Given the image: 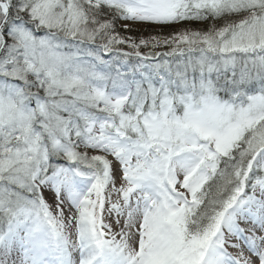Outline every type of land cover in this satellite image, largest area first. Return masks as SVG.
Listing matches in <instances>:
<instances>
[{
  "label": "snow or ice",
  "instance_id": "6c2138e0",
  "mask_svg": "<svg viewBox=\"0 0 264 264\" xmlns=\"http://www.w3.org/2000/svg\"><path fill=\"white\" fill-rule=\"evenodd\" d=\"M0 264H264V0H0Z\"/></svg>",
  "mask_w": 264,
  "mask_h": 264
}]
</instances>
